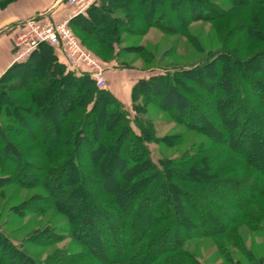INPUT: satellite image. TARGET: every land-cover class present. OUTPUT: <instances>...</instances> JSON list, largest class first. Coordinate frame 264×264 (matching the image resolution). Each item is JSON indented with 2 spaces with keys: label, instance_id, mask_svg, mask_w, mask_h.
I'll return each instance as SVG.
<instances>
[{
  "label": "trees",
  "instance_id": "16d2710c",
  "mask_svg": "<svg viewBox=\"0 0 264 264\" xmlns=\"http://www.w3.org/2000/svg\"><path fill=\"white\" fill-rule=\"evenodd\" d=\"M241 1H244L243 5L264 3V0ZM193 2L198 7L190 15L189 3ZM5 3V0H0V7ZM129 3H135L136 8L131 9ZM158 3L167 4L170 15L180 28L188 21L200 18L216 19L224 15L222 7L218 5L219 9H215L216 5L211 0H99L93 1L85 14L73 16L69 20V26L79 43L92 55L94 53L90 50L91 44H87V40L90 39L91 43H98L107 50L114 49L108 58L94 54L98 60L106 64L113 63L114 67L119 69L127 68L126 65L116 61L121 49L114 44L116 40L112 38L117 39L119 28L122 31L130 30L133 26L129 20L130 15L133 12L141 15L145 8L149 22L164 31H171L172 28L164 25L160 20L162 13H158L155 7ZM179 7L187 17L178 21ZM96 20L106 21L112 40L107 35L98 34V27L94 23ZM79 32H88L89 35L87 34L85 38L80 37ZM58 49L42 42L24 60L13 62L0 75V106L9 109L7 112H0V167L5 166L3 161L9 162L10 167L7 170L11 173L10 176L26 186L43 187L48 194L51 193L49 183L54 176L56 177L66 167L70 168L72 179L55 184V189L60 195L67 193V197L62 199L66 205H69L71 195L68 190H71L72 185L80 187L87 180L82 167L86 155L92 156L93 153L103 155L106 163L103 172L101 171L103 175L110 173L116 165L128 167L129 175L124 173L119 183L115 185L117 192L114 194L115 197L122 201L126 199L130 201L127 204L122 203L119 207L118 211L121 212L119 223L114 221L118 211L113 208H103L100 204L92 206L91 217L85 214L76 221H70L67 230L73 231L75 237L81 240L89 256L99 258L98 254L101 250L100 238L95 236L94 229L97 227L95 219L101 221L104 240L109 249L107 252L109 264H137L134 260L141 262L144 258L146 264H202L194 254L184 249V243L188 239L212 236L218 232L225 234L230 227L239 224L244 225L250 232L264 227L262 223L264 222V168L253 160V152L260 147L258 137L264 140V133L257 132L253 125L254 122L264 123V107L260 101L252 98L260 94L255 85H264V78H254L255 73L247 74L246 68L245 71L238 68V65L251 61L264 63V47L247 59L233 50L224 48L213 52L209 57L210 63L218 61L222 66L212 70L210 74L215 80L207 84L209 88L214 87L216 92L214 100L218 107L216 115L220 114V118H217L219 124L213 123L210 117L206 116L204 119L197 105L185 94L187 88L181 91L179 84L191 73H201L209 62L179 67V69L173 67L172 73L155 74L137 81L132 88L134 115L131 117L123 103L109 90L97 88L94 79L88 73L79 72L62 63L59 60ZM227 61L232 63L231 67L226 64ZM34 63L43 65L40 76H31L29 70L33 69ZM254 71L262 73L264 69L256 68ZM27 82L30 85L25 87ZM140 87L150 92L160 91L166 109L174 108L175 118L178 121L188 117L189 124L195 123L197 130L208 137L206 142L194 145L181 157L169 160L177 168L167 169L166 158H160L157 163L152 159L148 145L154 141L153 123L144 115L146 109H143L140 102L135 103L136 97H140ZM17 88H21L19 92L26 97L22 96V101L21 97L18 98L22 104L11 94ZM187 90L195 100L204 99V95L198 94L193 88ZM62 92L68 93L70 102L65 106V113L62 112V130L56 136H51L48 126L52 121L49 117L50 109L56 111L55 102ZM18 113H24L36 121V127L34 124L32 127L31 120L20 117ZM107 118L110 120L108 131L112 132L113 136L107 133L99 137L98 141L91 142L87 137L88 124L96 119L102 121ZM197 119L205 120L209 125L212 123L216 131H219L217 136L212 135ZM18 126L22 127L27 138L39 144V147H34L36 150L34 155L24 151L21 145L11 139L14 132L20 131ZM52 127L56 131V126L52 124ZM261 129L264 131L263 125ZM223 130L229 133L233 143L228 142V139L220 134ZM123 135L127 136V141L121 143ZM104 142L107 145H104ZM120 143L124 145L123 147H131L134 154L126 159L119 157L117 151ZM49 144L50 146L47 147ZM82 144L89 146L88 154L83 158L78 150ZM215 145L226 146L229 152H225L226 148L223 151L222 148H218L219 151L213 150ZM62 157L65 160H62ZM38 161L41 164H38ZM210 161L213 162L210 167L205 165ZM179 165L187 167L179 168ZM29 167L37 169L38 175L28 172ZM249 168L252 171L247 170ZM24 173L28 179L18 177ZM94 175L89 178L95 179ZM125 177L130 181H124ZM188 184L192 186L188 187ZM195 185L203 187L196 188ZM216 189H219V192H213ZM56 191L52 190L54 193ZM41 197L47 198L46 194ZM232 200L238 201L233 203ZM204 201L214 207L218 201L221 203L218 209L219 215L232 216L228 217L226 223L213 226L211 220H215V216H209L207 212H204L205 214L197 212V209L200 211L206 209L203 205ZM54 204L61 205L56 200ZM198 206L199 208H196ZM141 211L145 212L147 218L143 224L139 218ZM195 217H198L199 221H196ZM174 222L179 224L175 225ZM55 229L35 238H42L45 242L55 241L62 235ZM175 230H181V235L175 234ZM86 236L90 238L85 240L83 237ZM164 240L165 243H162ZM12 241L0 228V264H74L82 255V253L72 254L64 249L40 261ZM220 249L222 252L225 250L224 247ZM241 249L248 264L264 263V259L256 258L245 247ZM147 252L148 254L144 255Z\"/></svg>",
  "mask_w": 264,
  "mask_h": 264
},
{
  "label": "rangeland",
  "instance_id": "374dc122",
  "mask_svg": "<svg viewBox=\"0 0 264 264\" xmlns=\"http://www.w3.org/2000/svg\"><path fill=\"white\" fill-rule=\"evenodd\" d=\"M5 1L6 3L0 7V9L16 0ZM211 1L215 3V9L222 7L221 9H223L224 12L222 17L216 19L200 18L188 21L181 28L177 25V21L170 15L166 3L156 4L155 7L158 13H162V18L160 20H162L164 25L171 27V31H164L160 27L149 22V18L145 14L147 8H145L141 15H136L134 12L130 15L129 20L132 22L133 26L128 31H122L119 28L117 30V39L110 36L108 31L109 26L105 24L106 21H94L95 25L98 27V34L100 36L107 35L110 39L116 40L114 44L121 49V52L117 55L118 59H116V61L127 66V68H118L117 70L113 64L110 66L109 64H103L106 72V84L102 89L109 90L113 93V95L123 103L131 117L134 115V111L132 110V105L134 104L132 88L137 81L146 79L155 74L172 73L173 67L179 69V67L209 62L208 59L213 52L223 48L233 50L241 57L247 59L257 54V52L264 47V3L261 5H243L244 1L241 0ZM189 6V14L191 13L190 15H192L198 6L195 2L189 3ZM129 7L135 9L136 4L129 3ZM177 12L179 14L177 18L178 21L186 16L185 12L180 10V7L177 8ZM202 12H204V10H202ZM260 26L262 28H260ZM87 34L89 35L88 32L78 33L80 37L83 36L84 38L88 36ZM90 40H87V44H91L90 50L95 55H100L104 58H108L111 55L113 48L107 50L104 47V49L98 43H91ZM208 64L209 65L205 69H202L201 73H191L179 84H181V91H184L185 88H193L198 94H203L204 99L195 100L194 97L188 93L189 91L187 89L184 91L190 100L197 105L198 111L202 113L204 119L207 116L213 120V123H218L217 118H220V114L216 115L218 108L214 100L216 92L214 87L209 88L207 84L211 80H215L210 74L212 70L217 67L221 68L222 66L220 65L221 62L218 63V61L209 62ZM226 64L230 67L232 66V63L229 61H227ZM256 64H258V66ZM67 66L69 67V65ZM32 68L33 69L30 70H24H29L31 76H40L39 73L43 72V65L40 63H34ZM238 68L243 71H245L244 69L246 68L247 74L251 73L254 75L255 73L256 77L253 76L254 78H264V72L256 73L254 71L256 68L264 69V63L251 61L244 65H238ZM76 70L79 72L81 71L80 69ZM27 85H30V83L27 82L25 87ZM255 86L260 94L258 96H252V98L254 97L257 99L256 101H260L264 107V85ZM19 91H21V88H17V90L11 94L17 102L22 104V96L25 97V95L21 94ZM139 91L140 97L135 96V103L140 102L143 109H146L144 115L153 123L154 141L148 145L152 159L157 163L160 158H166L168 160L165 163L167 169L177 168V166L173 165L169 160L181 157L194 145L206 142L208 137L197 130V125L195 123L189 124L188 117L178 121L175 118V109H166L160 91L155 90L150 92L143 87H140ZM19 97H21V101L18 100ZM68 102H70L68 93L62 92L59 99L55 102L56 111L54 112L50 109L49 117L52 121H50L51 123L48 126L50 127L49 132H51V136H56V134L60 133V130H62V112L65 113V106ZM26 104L28 105V103ZM8 110L7 107L0 106V112L3 113ZM18 114L20 117L23 116L31 120L32 127H36V121L27 117L24 113ZM198 121L202 126L208 129L212 135L217 136L219 131H216V127L214 128L211 122L209 125L205 120ZM52 124L56 126V131L54 127H52ZM109 125V118L102 121L96 119L93 123H89L87 131L88 139L91 142L98 141L99 137H103L107 133H111L110 135L112 137L113 133L108 131ZM262 125L264 127V123L261 122V124H259L258 122H254L253 126L256 127L257 132L264 133V131H262L263 128L261 129ZM219 126L220 125H218V127ZM19 129V132H14L11 135V139L16 144L21 145L24 151L34 155L36 153L34 147H39V144L27 138L22 127H19ZM134 129L137 131L136 128ZM220 134L228 139V142H234L232 137H229L227 131L223 130ZM126 139L127 136L123 135L120 142L124 143L127 141ZM257 140L260 142V147L253 152V160L257 165L264 168V140L259 137ZM121 143L117 151L119 157L126 159L134 154L133 149H130L131 147H123L124 145H121ZM104 145L107 144L104 142ZM49 146L50 144L47 147ZM220 146L222 145H215L213 150L222 148L221 150L223 151V149L226 148V146ZM78 150L83 158L85 154H88L89 146L82 144ZM225 152H229V150L226 148ZM100 155L102 154L97 155L93 153L92 156L86 155L85 160L82 161L84 176L87 177V180L82 183L80 187L72 185L71 190H68V193L71 195L68 202L69 205L64 204L62 201L63 198L67 197V193L63 194V196L60 195L55 189V184L67 179H72L70 168L66 167L58 173L56 177L54 176V179L49 183L51 193L48 194L47 190L43 187L36 185L26 186L18 182L15 177L10 176L11 173L7 170L10 167V163L3 161L5 166L0 167V228L2 232L10 237L14 244L23 248L40 261L46 260L53 255L54 252L66 249L72 254L78 255L82 253L74 264H109V255L107 254L109 249L104 240L105 236L101 221L97 219L94 220L97 224V227L94 229L96 230L95 236L100 238L99 247H101V250L98 254L99 258L89 256L90 254L87 252L81 240L75 237L73 231L67 230L71 220L76 221L85 214L91 217L90 210H92L94 204H100L103 208H113L118 211L122 203L127 204L130 202L129 199L122 201L114 195L117 193L115 191L116 183H119L124 173L127 174V176L129 175L128 167L116 165L110 173L103 175L102 172L106 163L103 160V155ZM62 158V160H65L64 157ZM37 163L41 164L40 161ZM209 164L206 163L205 165L210 167L213 162L210 161ZM53 166L57 165L53 164ZM183 166L179 165L178 167L182 168ZM186 167L187 166H184V168ZM247 170L252 171L250 168ZM27 171L35 173V176L39 173L37 169L30 167ZM92 174H95V179L89 178ZM18 177L28 179L25 173ZM197 177L200 176L197 175ZM124 179V181L129 180L128 177ZM187 186L190 187L192 185L188 184ZM195 186L196 188L203 187L202 185ZM52 190L56 192L54 193ZM213 192L217 193L219 189ZM45 194L47 198L43 199L41 195ZM55 200L61 205H55ZM237 201L232 200L233 203ZM206 202L207 201L203 202L206 209L203 208V211L197 209V212L198 214L207 212L209 216H215V220H211L213 226H220L226 223L228 217L232 216L231 214H229V216H225L224 214L223 216L219 215L218 209L221 203L218 201L215 207ZM196 208H199V206ZM120 214L121 212L118 211L117 215H115V222H120ZM139 218L142 224L145 223L147 220L145 212L141 211L139 213ZM195 220L199 221V218L195 217ZM262 223L264 224V222ZM174 224L178 225L179 222H174ZM54 228L62 229H55L57 233L60 231L62 234L55 241L45 242L42 238H35V236L48 233ZM229 229L230 230H227L225 234H220L218 232L215 233L216 235L212 236L207 235L188 239L184 243V249L194 254L202 264H248V260L244 252H242V247H245L256 258L264 259V227L250 232L244 225L239 224ZM191 231L194 232L196 230ZM180 232L181 230L174 231V233L178 235H181ZM83 238L87 240L90 237L86 236ZM162 243H165V240L162 241ZM219 245L225 248L223 252L220 249L222 247H218ZM146 254H148V252L144 255ZM134 261H136L137 264H146V258L141 262L137 260Z\"/></svg>",
  "mask_w": 264,
  "mask_h": 264
},
{
  "label": "built area",
  "instance_id": "2783aa9c",
  "mask_svg": "<svg viewBox=\"0 0 264 264\" xmlns=\"http://www.w3.org/2000/svg\"><path fill=\"white\" fill-rule=\"evenodd\" d=\"M93 1L68 0L72 11L59 21L41 17L26 19L22 31L14 39L16 52L13 62L24 60L38 44L46 42L62 50L70 68H81L82 72L94 79L97 88H104L106 78L103 63L79 43L69 26V20L84 13Z\"/></svg>",
  "mask_w": 264,
  "mask_h": 264
},
{
  "label": "crops",
  "instance_id": "0c3cea01",
  "mask_svg": "<svg viewBox=\"0 0 264 264\" xmlns=\"http://www.w3.org/2000/svg\"><path fill=\"white\" fill-rule=\"evenodd\" d=\"M71 11L72 6L69 4L68 0H16L6 7L1 8L0 75H2L4 71L13 63L14 55L16 52L14 39L16 35L22 31L24 21L26 19L31 17H41L48 18L52 21H59L67 16V14ZM85 13L86 11L81 14ZM58 52L59 60L62 63L68 65L67 59L62 50L58 49ZM94 57L98 59V57H96L95 55ZM102 63L106 64L104 62ZM112 64L113 63H110L109 66ZM115 69L118 70V68L116 67Z\"/></svg>",
  "mask_w": 264,
  "mask_h": 264
}]
</instances>
